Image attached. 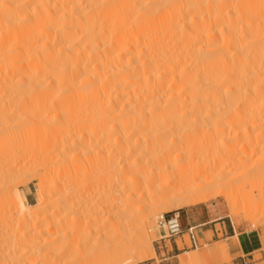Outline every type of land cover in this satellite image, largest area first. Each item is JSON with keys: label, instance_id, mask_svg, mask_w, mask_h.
I'll use <instances>...</instances> for the list:
<instances>
[{"label": "bare ground", "instance_id": "1", "mask_svg": "<svg viewBox=\"0 0 264 264\" xmlns=\"http://www.w3.org/2000/svg\"><path fill=\"white\" fill-rule=\"evenodd\" d=\"M260 128L264 0H0V205L7 189L8 206L32 212L8 180L20 146L43 187L70 181L57 205L93 219L80 245L62 239L61 220L33 226V248L5 253L13 264L28 253L63 264L74 252L134 264L122 255L146 249L156 212L217 197L235 220L259 221ZM94 175L97 193L84 195Z\"/></svg>", "mask_w": 264, "mask_h": 264}, {"label": "rangeland", "instance_id": "2", "mask_svg": "<svg viewBox=\"0 0 264 264\" xmlns=\"http://www.w3.org/2000/svg\"><path fill=\"white\" fill-rule=\"evenodd\" d=\"M257 132H264V128H260L259 131L257 129L256 133ZM258 140H259L258 141L259 143L257 145V148L259 149L258 150L259 152L255 151V152H257V154L254 152L255 155L253 157V160L255 161V159L259 158V157L262 158V160L260 162V166H258V168H255V169H258L259 171L254 169L253 173L255 174L258 171L257 176L255 175V177H257L256 179L258 180V183L264 184L263 183L264 182V170H263V168H264V144H262V143H264V133L259 136ZM97 145L93 146L95 148L94 153L97 152V149H98ZM262 148H263V152L261 151ZM10 153H13L14 156L17 157V161L13 165L15 167V169L12 170V173H14V175L11 173V175L8 178V180H10L11 177L13 178V176H15L13 178V180L15 179L13 181L14 183L11 180V181H8V184H10V182H12L10 185L13 186V188H14V186H16L15 188H17L18 191H20L23 195L26 196V198H27L26 202L31 205V207L28 208V210L31 209L32 212H29V214H26V212H25V214H24V212H22L19 208L17 209V207L14 206V204L12 202H11V205H13V206H11L10 204L8 206V203L11 201L10 192H5L7 189L5 191L4 190L2 191L1 198H2V200L5 199L4 201L6 203L3 201L2 202L3 204L0 205V235H1V237H0V240H1V242H0V260H1V263L0 264H6V261H7V264L8 263H12V264L15 263L14 261H11L10 259L13 256L12 255L13 251H16L17 249H22L23 247H26L29 249L33 248L34 247L33 245H35V244H33L30 240V234L34 229L33 226H35V228H38L41 224L46 223V221L48 222V220H49V223L53 222V224L54 223L57 224L60 220L63 221L65 219L63 221L64 225L62 223H60L61 221L57 224V227H59L57 232L59 233L60 236H64V237L66 236V238L62 237V239L64 241L69 238L67 240L68 242L71 241V242L75 243L76 242L75 240L77 239V242L75 244L80 245V243L82 241H79V240H81V238H84L85 233H87V232H84V233H82V232L85 228H86V230L88 228H91L92 222L90 221V219L92 221H93V219L90 216H88L89 218L87 217L88 214H87V212L84 211L83 207L81 208V210L80 209L79 210L78 209L73 210L74 213H71V214H74V215L70 216V212L72 210L69 211L67 208L62 209V207L57 205V203H56L58 200L57 196H59L63 190L66 191L68 188V190H67L68 192L72 191L71 187H68L69 186L68 182H70V181L69 180L67 181L64 178L62 180L63 182L65 181L63 183L64 185H61L60 189L58 187H54L52 189L43 187L44 185L42 186V184H44V183L41 182V179H38L41 177L40 176L41 173H39L40 170L38 168L36 169V166L34 167V164L32 165L30 163L27 164V163L23 162V160L26 159L28 156V153L25 151V149L23 147H20V146H16L14 148L12 147L10 149ZM257 155H258V157H256ZM24 163H25L26 168L23 165ZM253 164L254 163L250 164V167H253L254 166ZM13 166H12V168H14ZM19 167H21V170H23V171H21V170L19 171V169H20ZM27 167H29V168H27ZM16 168L18 169L17 171H16ZM22 168L28 169V170H24ZM261 169H262V171H261ZM13 171H15V172H13ZM25 171H27V172H25ZM33 171H34V174H33ZM20 172H21L20 177H18L17 173H20ZM31 172H32V174H31ZM36 172H38V173L36 174ZM23 173H25V175ZM35 176H37V177H35ZM16 177H18V178H16ZM96 177H99V176L94 175L91 177V180L88 181L90 183L93 182V183H91L92 185H90L92 190H91V188L89 189V187L87 185L88 188L83 189L84 195L88 196L89 194H91V192L97 193V187H98V181L97 180H98V178H96ZM253 177H254V175H253ZM255 177H254V179H255ZM17 180H18V182H17ZM257 180H255V181H257ZM39 181H40V183H39ZM66 181H67V183H66ZM255 183H257V182H255ZM8 184H6V185H8ZM260 184H258V186ZM69 189L71 191H69ZM87 190H88V192H87ZM89 190H91V191H89ZM65 191H63V192H65ZM4 192H5V194L3 195ZM80 193H81V195L83 194L82 191ZM84 195H82V196H84ZM8 197H10V198H8ZM42 197H43V199H41ZM87 198H89V197H87ZM55 199H57V200H55ZM55 205H56V208H55ZM57 206H59L58 207L59 210H58ZM15 207H16V209H15ZM60 208H61V210H60ZM65 209H67V210H65ZM62 210H64V211L62 212ZM82 210L87 215L84 214V216H82L83 215ZM76 211H80V212H82V214L80 212H76ZM176 212H180L179 221L181 222V226L183 228V236L178 237L176 240L177 247H176V244L174 243L173 239L169 241L168 238H165V239L162 238L163 236L166 235L167 232H166V226H164L163 223H160V222H162V220L160 219L161 215H163V214L172 215L173 213H176ZM56 213H57V215H56ZM77 214H80V215H77ZM159 214H160V216H159ZM23 215H24V217L27 216L29 220H27V221L24 220L22 217ZM59 215H61V216H59ZM58 216L60 218H58ZM230 216L231 215H230L229 207H228L225 199L222 197H217L216 199L210 200L208 202H201V203H197L194 205L182 206V207H179V208H176L173 210H165V211L156 212L155 216L153 215L150 219L151 220L150 221L151 226H153V227L149 228L150 225H148L147 231L145 232V234L147 233L146 234L147 239H149L148 240L149 245L147 247H145L146 249H143V250L141 249L140 251H137L136 253L129 252V254H128V252L126 253V251H125L123 253L124 255H122V258H123L122 260L127 261V262H133L134 264H238V263H236L235 258L239 256V253L232 252V246H234V244H235V238L227 239V234H225V230H227V228L230 225H233V226H235L237 231H248L250 234V237H251V241L259 247V248H257V251L260 249H263L264 248V212L262 213V215H261L262 218L259 221H256V219H253V218L246 217L242 213L236 217V220H235V217L231 216L232 217L231 218ZM70 217H73L74 219L70 218ZM35 218H37V219H35ZM18 219H21V220L19 221ZM82 219L87 221V223H85V221H83ZM152 219H153V221H152ZM24 221L27 223H25ZM55 221H57V222H55ZM68 222H69V224H68ZM153 222H155L156 225ZM66 223H67V225H66ZM76 224H78V225H76ZM37 225H39V226H37ZM83 225H85V228H83L84 227ZM87 225H88V227H87ZM189 227L194 228L193 231L196 233V235L199 239L200 245L197 248L192 246V243L190 241V236H189V231H188ZM70 228H71V230L73 228V230H72L73 233H69V232H71ZM30 230H31V232H29ZM27 231L29 234H27ZM67 231H69V232H67ZM78 231L81 232L82 234L81 233L79 234ZM15 232H16V234H15ZM24 232L26 235L29 236V238H28V236H26L24 234ZM66 232L69 235L68 237H67ZM19 233H21V236L19 235ZM77 234H79L82 237H80ZM7 235H9L11 239ZM70 235H72V236H70ZM6 237H8V238L6 239ZM77 237L79 238V240ZM1 238L3 239V241L4 240L5 241L3 242ZM19 238L20 239L22 238L23 240L22 239L20 240ZM8 239H10L11 241H8ZM25 239H26V241H25ZM16 240H17V242H16ZM20 241H23V242L20 243ZM5 242H7V243H5ZM10 242L13 245H11ZM25 242H27V243H25ZM27 244H28V246H27ZM10 245H11V247H10ZM22 245H24V246H22ZM223 245L228 246L227 250H226L227 252L223 251V249L220 248V246H223ZM13 246H14V248L12 249ZM148 247L153 249L154 255H151L152 250L149 249ZM7 248L10 250H8ZM223 252H225V254ZM5 253L9 254V255L11 254L12 256L10 255L11 256L10 257L7 255L8 256V258H7ZM72 254L73 255L70 254L67 257L68 261L66 259H65L66 261L64 260V263L67 262V264H68V262H70L73 259L72 260L73 262L71 261L69 264H71V263L72 264H79V263L88 264L90 262V260L92 261V259H94L92 257V255H90V253H87V255H83L85 257H83L82 254L78 255L77 252H74ZM27 255H26V257H28V258L22 257V260L19 257V259H17L18 261H16V263L22 264L24 262V264H35L34 260L37 257L35 258V256H32L31 253H28ZM5 256H6L7 260L5 259ZM71 256H73V257H71ZM76 256H78L76 259L79 258L80 262L75 259ZM82 257L84 258V260ZM255 257L256 258L259 257L258 252L255 253ZM4 259L6 261H4ZM8 259H9V261H8ZM69 259H71V260H69ZM85 262H87V263H85Z\"/></svg>", "mask_w": 264, "mask_h": 264}, {"label": "built area", "instance_id": "3", "mask_svg": "<svg viewBox=\"0 0 264 264\" xmlns=\"http://www.w3.org/2000/svg\"><path fill=\"white\" fill-rule=\"evenodd\" d=\"M180 219V212L173 213L172 215L164 214L161 217L162 223L166 226V235L162 238H168V240H172L176 242L178 237L183 236V228L181 226ZM193 227H189V236L192 246L198 247L200 245L199 239L196 233L193 231ZM259 254L258 258H252L250 262H244V264H264V248L257 251Z\"/></svg>", "mask_w": 264, "mask_h": 264}, {"label": "crops", "instance_id": "4", "mask_svg": "<svg viewBox=\"0 0 264 264\" xmlns=\"http://www.w3.org/2000/svg\"><path fill=\"white\" fill-rule=\"evenodd\" d=\"M225 234H227V239L235 238L232 252L239 253V256L235 258L236 263L244 264V262H250L252 258H255V253L259 247L251 241L248 231H237L235 226L230 225L225 230ZM174 243L177 247V243Z\"/></svg>", "mask_w": 264, "mask_h": 264}]
</instances>
